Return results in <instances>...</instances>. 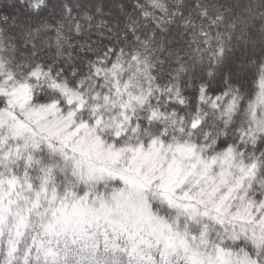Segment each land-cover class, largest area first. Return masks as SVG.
<instances>
[{"label":"snow or ice","instance_id":"6c2138e0","mask_svg":"<svg viewBox=\"0 0 264 264\" xmlns=\"http://www.w3.org/2000/svg\"><path fill=\"white\" fill-rule=\"evenodd\" d=\"M0 4V264H264V0Z\"/></svg>","mask_w":264,"mask_h":264},{"label":"trees","instance_id":"16d2710c","mask_svg":"<svg viewBox=\"0 0 264 264\" xmlns=\"http://www.w3.org/2000/svg\"><path fill=\"white\" fill-rule=\"evenodd\" d=\"M104 2L106 4H108V3H111V0H104ZM222 2H223V0H222ZM3 3H8V0H3ZM0 6H2V4H0Z\"/></svg>","mask_w":264,"mask_h":264},{"label":"rangeland","instance_id":"374dc122","mask_svg":"<svg viewBox=\"0 0 264 264\" xmlns=\"http://www.w3.org/2000/svg\"><path fill=\"white\" fill-rule=\"evenodd\" d=\"M8 2H9V0H8Z\"/></svg>","mask_w":264,"mask_h":264}]
</instances>
